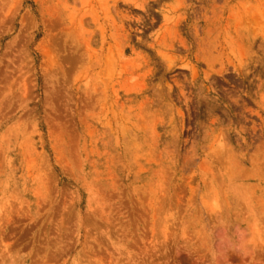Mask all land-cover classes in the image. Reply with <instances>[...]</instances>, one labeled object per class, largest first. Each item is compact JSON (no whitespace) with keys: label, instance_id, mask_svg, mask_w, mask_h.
<instances>
[{"label":"rangeland","instance_id":"374dc122","mask_svg":"<svg viewBox=\"0 0 264 264\" xmlns=\"http://www.w3.org/2000/svg\"><path fill=\"white\" fill-rule=\"evenodd\" d=\"M0 264H264V0H0Z\"/></svg>","mask_w":264,"mask_h":264}]
</instances>
